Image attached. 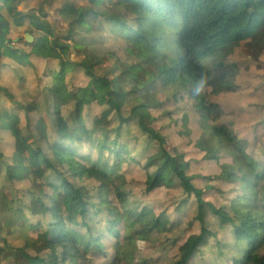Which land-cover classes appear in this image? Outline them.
Segmentation results:
<instances>
[{
	"label": "trees",
	"instance_id": "trees-1",
	"mask_svg": "<svg viewBox=\"0 0 264 264\" xmlns=\"http://www.w3.org/2000/svg\"><path fill=\"white\" fill-rule=\"evenodd\" d=\"M18 3L37 13L27 15ZM76 3L0 0V167L22 172L26 187L15 198L0 196V238L10 244L14 223L27 221L32 211L44 218L30 223L31 232L44 247L61 249L57 264H156L175 249L174 264H194L216 236L206 227L211 214L231 230L228 264H264V141L239 142L231 121L210 100L236 91L241 69L230 59L232 50L264 62V0ZM50 6L78 23L89 17L92 29L109 39L72 30L59 37L28 26L34 42L17 43L26 55L21 63L33 68L39 83L32 92L15 70L17 60L4 57L1 47L16 42L17 14L27 26ZM75 76L107 82L104 102L85 124L64 114L77 95ZM145 108L159 110L165 121L148 117ZM196 131L201 135L194 140ZM174 137L193 152L197 168L182 167L188 153L169 152ZM206 165L219 173L204 175L200 167ZM196 179L214 185L199 189ZM131 181L149 193L162 185L181 189L182 200L193 204L172 221L131 199ZM224 185L234 193L230 202L205 200L207 191L221 193ZM197 230L183 244L174 236L143 246L155 232ZM5 251L0 247V257Z\"/></svg>",
	"mask_w": 264,
	"mask_h": 264
},
{
	"label": "rangeland",
	"instance_id": "rangeland-1",
	"mask_svg": "<svg viewBox=\"0 0 264 264\" xmlns=\"http://www.w3.org/2000/svg\"><path fill=\"white\" fill-rule=\"evenodd\" d=\"M63 0H60L62 2ZM76 3V0H70ZM17 5V2H16ZM77 6H80L76 3ZM18 8L21 11H25L27 15L37 13V10L29 9L25 10L24 7L18 3ZM89 17L83 23L75 22L72 19H64L59 15V10L53 7H47L45 12L39 16V19H34L27 26L21 25L22 16L17 14L18 26L14 29V40L16 42L10 46L3 45L1 52L4 57L11 60H17L16 67L20 66L23 68L30 69L29 64H22L21 61L26 59V55L21 51L17 40H25V35L28 34V26L39 28L44 34L59 36V31L72 30L74 33L82 34L83 36L105 41L109 39L107 32H96L92 29L89 22ZM55 37V38H59ZM69 42V39L64 40ZM74 59V56H70ZM19 59V60H18ZM230 59L239 64L241 73L237 78L238 86L236 91L224 94V99L227 101L230 98H238L234 100L232 105L226 106L220 104L221 97L210 96V100L215 105L219 106V109L225 114L227 120L231 121L232 126L234 120L238 121L237 118L230 116L227 112L235 109H241L244 103L245 108L242 116L239 117L241 126L244 132H249L248 141L259 140L264 141V62H258L247 58L239 49L232 50ZM135 63V61H132ZM107 68V66H104ZM32 69V68H31ZM17 74L20 75L19 69L16 70ZM52 72V61H49L46 73L51 75ZM32 76L22 74V78L25 80L26 85L32 92H36L39 83L37 82L36 76L31 70ZM32 77V78H31ZM31 78V79H30ZM73 87H76L77 95L73 102L64 107L65 115H73L79 123L85 124L90 122L95 115V107L100 106L104 102V93L106 90L107 82L101 77H92L89 79L75 76L72 79ZM44 86V85H42ZM86 94V95H85ZM147 91L141 94V99L145 100ZM86 98V99H84ZM86 100L85 103L81 104L79 108L76 107L78 102ZM219 103V104H218ZM148 117H159L160 122L165 121L159 110L144 109ZM128 114L129 111L125 109ZM44 113V111H43ZM214 113H218L214 110ZM221 114L219 116H221ZM239 122V121H238ZM260 132V133H258ZM201 133L195 132L194 140H197ZM238 136V135H237ZM246 141V140H243ZM239 141V142H243ZM1 145V144H0ZM169 152L172 155L181 153H188L185 164L182 165L184 169L197 168L198 164L193 161V152L190 151L184 143L175 137L170 139L168 145ZM133 150L136 153H141L139 146H133ZM9 165L11 161L7 158L4 159ZM226 159L223 158V162ZM161 164L170 169V162L161 161ZM201 172L204 175H216L219 170L216 166L206 165L200 167ZM24 175L22 172L15 170H7L4 166L0 167V196L12 195L15 198V194L18 190L22 193L26 192V187L23 184ZM131 180V177H129ZM194 184L199 189H203L206 186H213L214 183L196 179ZM24 190V191H23ZM127 191L130 193L131 199L140 202L142 205L149 209L155 210L157 213L165 212L169 216L170 220L174 221L180 213H183L193 204V199L184 202L181 198L183 191L181 189L174 188L172 186L162 185L161 187L154 189L151 193L147 192L141 183L130 182L127 187ZM234 193L228 185H224L221 188V193L210 189L205 195V200L210 201L217 206H222L231 201ZM43 216H36L32 211L28 212L27 221H21L14 223L13 235L10 237V244H6L3 238H0V247L5 246V253L0 257V264H57L60 256L61 249H49L43 246V242L36 237V235L30 230V223L41 220ZM206 227L212 231L216 236H212L207 240L205 245L201 248V252L195 257L194 264H228L231 258L230 244L232 243L231 230L228 227H221L218 221L211 214L209 215V222L206 223ZM6 231V230H5ZM200 231L195 232L187 231L181 234L180 231L173 233L159 234L155 232L150 241L143 243V246H149L151 243H164L167 239L174 236L179 237V243L183 244L188 242L199 235ZM218 242L221 243L219 247ZM12 246V247H11ZM178 249L174 251H166L156 261V264H174L173 256L177 253ZM95 264H101L100 261L96 260Z\"/></svg>",
	"mask_w": 264,
	"mask_h": 264
},
{
	"label": "crops",
	"instance_id": "crops-1",
	"mask_svg": "<svg viewBox=\"0 0 264 264\" xmlns=\"http://www.w3.org/2000/svg\"><path fill=\"white\" fill-rule=\"evenodd\" d=\"M7 58V57H6ZM19 60V59H18ZM22 64H25V63H22ZM17 65H15V70H17V69H19V71H20V75L19 76H21L22 77V74L23 75H27L28 77H30V76H32V73H31V70L33 71V73L35 74V72H34V70H33V68L31 69H28V68H23L22 69V67L20 66V68H19V65H18V68L16 67ZM35 76H36V74H35ZM32 78V77H31ZM30 78V79H31ZM25 81V80H24ZM224 94H229V93H223V94H221L220 96H218V98L219 97H221V101L219 102L220 104H223V105H226V106H229V105H232L233 103V101L234 100H236V99H238V98H235V99H233V98H230V99H228L227 101L224 99ZM218 103V104H219ZM244 108H245V105H244V103L242 104V107H241V109H235V110H231V111H228L227 113L230 115V116H232V117H234V118H237L238 119V121H236V120H234V122H232L233 123V125H234V128L236 129V131H237V139L239 140V141H243V140H247V139H249V132H244L243 131V128H242V126H241V123H240V120H239V117H241L242 116V113H243V111H244ZM81 124V123H80ZM175 138V137H174ZM171 139H173V138H171ZM13 235V234H12ZM14 236V235H13Z\"/></svg>",
	"mask_w": 264,
	"mask_h": 264
},
{
	"label": "water",
	"instance_id": "water-1",
	"mask_svg": "<svg viewBox=\"0 0 264 264\" xmlns=\"http://www.w3.org/2000/svg\"><path fill=\"white\" fill-rule=\"evenodd\" d=\"M25 40H26L27 43L31 44V43L34 42L35 39H34V37L31 34L28 33V34L25 35Z\"/></svg>",
	"mask_w": 264,
	"mask_h": 264
},
{
	"label": "clouds",
	"instance_id": "clouds-1",
	"mask_svg": "<svg viewBox=\"0 0 264 264\" xmlns=\"http://www.w3.org/2000/svg\"><path fill=\"white\" fill-rule=\"evenodd\" d=\"M215 97V96H214Z\"/></svg>",
	"mask_w": 264,
	"mask_h": 264
}]
</instances>
